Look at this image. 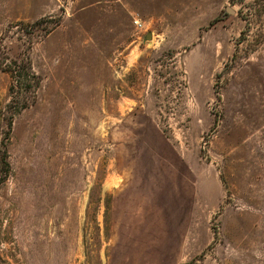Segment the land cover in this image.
<instances>
[{"label":"rangeland","instance_id":"374dc122","mask_svg":"<svg viewBox=\"0 0 264 264\" xmlns=\"http://www.w3.org/2000/svg\"><path fill=\"white\" fill-rule=\"evenodd\" d=\"M0 264H264V0H0Z\"/></svg>","mask_w":264,"mask_h":264},{"label":"trees","instance_id":"16d2710c","mask_svg":"<svg viewBox=\"0 0 264 264\" xmlns=\"http://www.w3.org/2000/svg\"><path fill=\"white\" fill-rule=\"evenodd\" d=\"M8 71L10 72V76L12 78V81L10 82L9 90L13 89V80H16V76H19L21 79H24V80L28 79L29 77H31V80H33L34 78L36 79V74L31 70V66H30L28 61H26L22 72L16 71V69L13 67H9ZM30 81L27 84H24V86L31 87ZM36 84H37V82H36ZM26 103H28V102L25 101L23 105H26Z\"/></svg>","mask_w":264,"mask_h":264},{"label":"water","instance_id":"95a60500","mask_svg":"<svg viewBox=\"0 0 264 264\" xmlns=\"http://www.w3.org/2000/svg\"><path fill=\"white\" fill-rule=\"evenodd\" d=\"M150 36H151V33H150V32H147V33L145 34V39H149Z\"/></svg>","mask_w":264,"mask_h":264}]
</instances>
